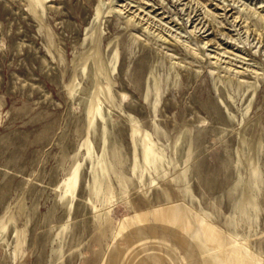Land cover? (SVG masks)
<instances>
[{
  "label": "rangeland",
  "instance_id": "rangeland-1",
  "mask_svg": "<svg viewBox=\"0 0 264 264\" xmlns=\"http://www.w3.org/2000/svg\"><path fill=\"white\" fill-rule=\"evenodd\" d=\"M0 264H264V0H0Z\"/></svg>",
  "mask_w": 264,
  "mask_h": 264
},
{
  "label": "bare ground",
  "instance_id": "bare-ground-1",
  "mask_svg": "<svg viewBox=\"0 0 264 264\" xmlns=\"http://www.w3.org/2000/svg\"><path fill=\"white\" fill-rule=\"evenodd\" d=\"M140 5V4H139Z\"/></svg>",
  "mask_w": 264,
  "mask_h": 264
}]
</instances>
